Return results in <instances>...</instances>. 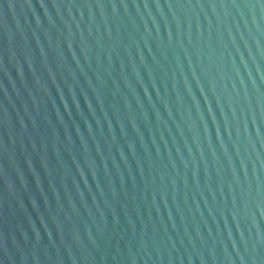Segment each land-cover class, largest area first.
<instances>
[{
	"label": "water",
	"instance_id": "1",
	"mask_svg": "<svg viewBox=\"0 0 264 264\" xmlns=\"http://www.w3.org/2000/svg\"><path fill=\"white\" fill-rule=\"evenodd\" d=\"M0 264H264V0H0Z\"/></svg>",
	"mask_w": 264,
	"mask_h": 264
}]
</instances>
